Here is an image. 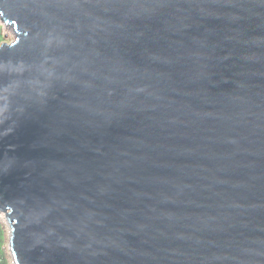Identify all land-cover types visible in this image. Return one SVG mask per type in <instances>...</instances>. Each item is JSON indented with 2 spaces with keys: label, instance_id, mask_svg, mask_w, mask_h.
Listing matches in <instances>:
<instances>
[{
  "label": "water",
  "instance_id": "water-1",
  "mask_svg": "<svg viewBox=\"0 0 264 264\" xmlns=\"http://www.w3.org/2000/svg\"><path fill=\"white\" fill-rule=\"evenodd\" d=\"M0 21L14 264H264V0H0Z\"/></svg>",
  "mask_w": 264,
  "mask_h": 264
},
{
  "label": "trees",
  "instance_id": "trees-1",
  "mask_svg": "<svg viewBox=\"0 0 264 264\" xmlns=\"http://www.w3.org/2000/svg\"><path fill=\"white\" fill-rule=\"evenodd\" d=\"M0 43L4 39V24L0 21ZM0 264H14L8 248V225L4 215L0 212Z\"/></svg>",
  "mask_w": 264,
  "mask_h": 264
},
{
  "label": "rangeland",
  "instance_id": "rangeland-1",
  "mask_svg": "<svg viewBox=\"0 0 264 264\" xmlns=\"http://www.w3.org/2000/svg\"><path fill=\"white\" fill-rule=\"evenodd\" d=\"M1 27V26H0ZM3 32H4V41L3 42H6V43H10L13 38H14V34H13V28L10 27V26H5L4 29H3Z\"/></svg>",
  "mask_w": 264,
  "mask_h": 264
}]
</instances>
